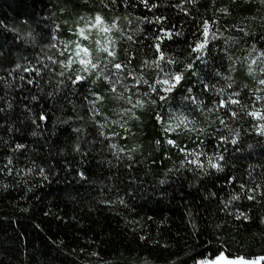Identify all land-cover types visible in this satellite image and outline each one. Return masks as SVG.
Here are the masks:
<instances>
[{"label": "trees", "instance_id": "16d2710c", "mask_svg": "<svg viewBox=\"0 0 264 264\" xmlns=\"http://www.w3.org/2000/svg\"><path fill=\"white\" fill-rule=\"evenodd\" d=\"M96 10L119 16L113 55L77 80L54 36ZM261 53L264 0H0V264L264 256ZM167 121L197 123L218 167L184 164Z\"/></svg>", "mask_w": 264, "mask_h": 264}, {"label": "rangeland", "instance_id": "374dc122", "mask_svg": "<svg viewBox=\"0 0 264 264\" xmlns=\"http://www.w3.org/2000/svg\"><path fill=\"white\" fill-rule=\"evenodd\" d=\"M97 15L102 18L103 23L98 26H93L95 24V17ZM118 19L119 16L116 13L110 12L109 16H106L102 13V11H93L92 15L88 18H81L80 26H82L84 30L83 36L77 33L75 26H78V24L77 22H74L71 25L72 27L67 29L68 33H66V35L54 36V47L56 49L54 52L55 62L62 66L64 69L68 70L69 72L76 73L77 76L80 77H82L83 74H85L84 72L86 71L85 66L81 65L79 62L81 58L90 60L91 63L86 66L87 69L89 65L108 68L106 62L108 59L107 56L109 54L108 52L102 51L101 47H108L109 52H113L114 46L112 42V30L115 26H118ZM105 26H107L110 30L105 32L103 30ZM85 36L87 37V39L84 38ZM97 41H99L100 43L98 44ZM77 43L89 49V55L87 57H83V54H81L80 57L76 56L75 53L77 52ZM102 52H104V55L101 57ZM255 60L256 63H254V71H256L257 74V88L258 90H264V84L260 83L261 80H264V71L261 70L264 69V60L259 58H255ZM165 79H171V82L176 85V82L174 79H172V77L162 78L158 82L161 90L165 91L164 89L168 87V85L161 83ZM225 94V97L229 98L232 102L234 93L227 92ZM252 99L254 101L252 104L253 108L250 109L249 114L256 113V115H252L255 120L256 128L258 132H260L264 136V128H262V126H264V119L261 118L264 117V101L259 93H256V96H254ZM224 100L225 98L223 97V101ZM221 104L222 103H220L219 106H222ZM200 131V126L193 121H190L183 126H180L171 121H167L163 124L164 138L166 139V142L170 144V146L175 148L177 153L180 154L182 162H184V164L203 169L211 166V164L217 165L216 162L218 159V154L216 153L217 151L208 150L206 145L201 146L197 143ZM174 136H182L183 141L176 142V137ZM219 255L199 259L195 264H200V262L202 261H214ZM260 257L264 256H258L256 258L245 260L256 261V264H262L263 260L257 259ZM228 259L231 260L236 258ZM221 264H223V262H221Z\"/></svg>", "mask_w": 264, "mask_h": 264}, {"label": "snow or ice", "instance_id": "6c2138e0", "mask_svg": "<svg viewBox=\"0 0 264 264\" xmlns=\"http://www.w3.org/2000/svg\"><path fill=\"white\" fill-rule=\"evenodd\" d=\"M102 23H103L102 18L99 15H97L95 17V24L93 26H98V25H100ZM113 27H114V25H113ZM103 30L105 32H107L110 29L107 26H105ZM80 33L83 36L84 35V30L81 29L80 30ZM204 35H205V37H207V35H208V23L207 22L204 23ZM84 38L87 39L86 36ZM206 42H207V40L205 39V42L204 43H206ZM97 43L99 44L100 42L97 41ZM204 43H197L196 46H195V48H193V51L202 50L203 47H204ZM76 47H77V52L75 54H76L77 57H80L81 54H83V57H87L89 55V49L87 47H83L79 43H77V46ZM253 49H255V46H253ZM101 50L104 51V52H108L109 55H113L112 52H109L108 47H101ZM260 55L264 56V53H261ZM79 62H80L81 65H84L85 66V70H87V67L86 66L91 63L90 60H88L86 58H81L79 60ZM252 63H256V60L253 59ZM92 67H95V65H92ZM114 67L116 69H120L121 68V65L120 64H115ZM187 67L190 68L191 65H188ZM249 70L251 71V66H250ZM261 70L264 71V69H261ZM76 79L77 80H80V79H82V77L77 76ZM172 79H174L175 82L178 83L182 79V73H176V74H174V76L172 77ZM29 82H31V81H29ZM161 83H163L165 85H168V87H166L164 89L165 92H170L172 90V88L175 87V84H173L171 82V79H165ZM260 83L261 84H264V80H261ZM140 103L141 102H137L138 105ZM232 103H238V101H232ZM251 115H256V113H251ZM261 118L264 119V117H261ZM41 119H43V117H41ZM262 128H264V126H262ZM170 143H171V141H170ZM18 147H21V146H18ZM211 166L212 167H218V165H216V164H211ZM252 198L253 197H251V196L249 197V199H252ZM233 199H238V197L237 196H234ZM257 259L258 260H264V257H260V258H257ZM221 262H223V264H256V261H247L243 257H237L236 259H231L230 260L227 257H225L223 253H221L219 256H217L214 261H202V262H200V264H221Z\"/></svg>", "mask_w": 264, "mask_h": 264}]
</instances>
